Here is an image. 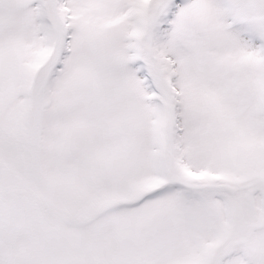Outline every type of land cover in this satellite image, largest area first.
I'll list each match as a JSON object with an SVG mask.
<instances>
[{
	"label": "snow or ice",
	"instance_id": "1",
	"mask_svg": "<svg viewBox=\"0 0 264 264\" xmlns=\"http://www.w3.org/2000/svg\"><path fill=\"white\" fill-rule=\"evenodd\" d=\"M0 264H264V0H0Z\"/></svg>",
	"mask_w": 264,
	"mask_h": 264
}]
</instances>
